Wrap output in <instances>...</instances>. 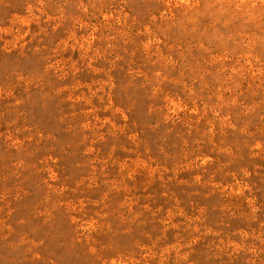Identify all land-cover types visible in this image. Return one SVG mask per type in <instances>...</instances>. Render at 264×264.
Listing matches in <instances>:
<instances>
[{"label":"rangeland","instance_id":"obj_1","mask_svg":"<svg viewBox=\"0 0 264 264\" xmlns=\"http://www.w3.org/2000/svg\"><path fill=\"white\" fill-rule=\"evenodd\" d=\"M0 264H264V0H0Z\"/></svg>","mask_w":264,"mask_h":264}]
</instances>
